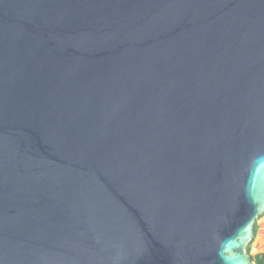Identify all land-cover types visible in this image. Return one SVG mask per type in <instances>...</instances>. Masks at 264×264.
<instances>
[{"label":"water","instance_id":"1","mask_svg":"<svg viewBox=\"0 0 264 264\" xmlns=\"http://www.w3.org/2000/svg\"><path fill=\"white\" fill-rule=\"evenodd\" d=\"M262 214L264 0H0V264H243Z\"/></svg>","mask_w":264,"mask_h":264},{"label":"rangeland","instance_id":"2","mask_svg":"<svg viewBox=\"0 0 264 264\" xmlns=\"http://www.w3.org/2000/svg\"><path fill=\"white\" fill-rule=\"evenodd\" d=\"M249 254H264V214L260 215L254 224V235L248 244Z\"/></svg>","mask_w":264,"mask_h":264},{"label":"clouds","instance_id":"3","mask_svg":"<svg viewBox=\"0 0 264 264\" xmlns=\"http://www.w3.org/2000/svg\"><path fill=\"white\" fill-rule=\"evenodd\" d=\"M238 243H237V255L241 257V260L243 261V264H255V262H250L249 258L244 255V249L246 244L248 243V240L251 239V232H249V235L245 239H239V237H236ZM225 255H227L225 253Z\"/></svg>","mask_w":264,"mask_h":264},{"label":"trees","instance_id":"4","mask_svg":"<svg viewBox=\"0 0 264 264\" xmlns=\"http://www.w3.org/2000/svg\"><path fill=\"white\" fill-rule=\"evenodd\" d=\"M249 250V247H247V251ZM252 260L257 264H264V254L257 253L255 255H252Z\"/></svg>","mask_w":264,"mask_h":264}]
</instances>
